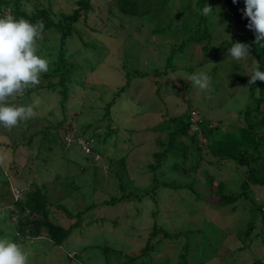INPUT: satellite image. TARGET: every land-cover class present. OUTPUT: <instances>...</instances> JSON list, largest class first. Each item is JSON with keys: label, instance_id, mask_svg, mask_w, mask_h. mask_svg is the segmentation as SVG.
Masks as SVG:
<instances>
[{"label": "rangeland", "instance_id": "rangeland-1", "mask_svg": "<svg viewBox=\"0 0 264 264\" xmlns=\"http://www.w3.org/2000/svg\"><path fill=\"white\" fill-rule=\"evenodd\" d=\"M76 1L21 0V9L27 15L44 9L55 23L72 13ZM197 1L141 0L142 15L125 17L110 8L111 0H90V11L79 16L64 43L63 60L71 70L64 76L62 104L56 92L61 89L55 72L58 38L54 29L40 36L37 54L50 61L49 71L37 86L9 98L14 105H33L37 115L10 131L0 126V238L22 245L29 264H185L184 256L186 264L264 262V188L226 178L230 172L242 174L244 167L211 170L200 176L205 178L195 169V180H158L154 173L164 176L166 167L156 168L154 160L149 167L151 151L167 149L171 138H176L172 151L203 159L211 140L233 132L234 122L243 125L238 117L254 105L248 75L255 56L234 60L227 43L254 32L228 22L226 1L205 0L214 11L207 17ZM204 29L209 38L200 42L208 44L202 50L194 38ZM133 71L142 76L132 78ZM196 71L211 76L210 90L190 82ZM47 81L53 91L44 87ZM192 110L204 120L200 134L189 124L180 127ZM259 117L253 112L250 120ZM167 127L174 137L166 136ZM260 137L264 154V134ZM77 141L99 159L83 154ZM130 149L134 155L141 152L138 179L125 167ZM170 158L175 156L165 161ZM193 167L182 162L173 170L183 176ZM34 187L45 191L48 202L76 215L60 221L62 229L74 224L59 245L14 235L11 203ZM219 193L237 200L211 204Z\"/></svg>", "mask_w": 264, "mask_h": 264}, {"label": "trees", "instance_id": "trees-1", "mask_svg": "<svg viewBox=\"0 0 264 264\" xmlns=\"http://www.w3.org/2000/svg\"><path fill=\"white\" fill-rule=\"evenodd\" d=\"M224 1H226L228 5V22L234 25H247L248 18L243 15V9L245 6L244 0H237L235 4H233L232 0ZM204 3L205 0L197 1L200 12L204 7ZM21 4V0H0V18H5L11 15L14 19L24 18L33 24L41 22L43 24V32L41 33V37L46 32L52 29L55 30V36L58 38V50L56 58L60 63L59 70L55 71L58 74V80L56 83L61 88L56 92L59 94L60 103L62 104L66 99L67 91L64 76H67L71 70V66L63 60L64 43L66 38L72 32V25L77 21L79 16L87 11H90L91 2L90 0H77L75 4L76 8L72 11V13L70 15H60V18L55 23L49 18L46 10L38 9L34 13L27 15L21 9ZM110 6V8L116 9L121 15L125 17H137L142 15L141 0H111ZM207 38H209V33L206 29H204V31L194 38V40L197 43H200L202 40H206ZM254 39V34L235 35L227 43L232 44L235 42H242L249 44L251 46L250 55L255 56V60L260 64V70L264 71V48H258V46L253 43ZM207 46H202L201 49L205 50L207 49ZM133 73V76H131L132 78L142 76V74L139 72L133 71ZM156 75L157 73H155V76ZM42 77L46 80L49 79L48 74H45V76ZM44 87L50 89V91L55 89V86L50 82H48ZM252 90L256 91V97L253 96V92L250 93V96L254 97V107L244 112L245 117L248 118L245 119V126L236 127L233 132L227 131L217 134L206 146V149L208 154L215 159L234 162L241 167H245L246 173L244 183L264 188V156L259 149L262 144V139L260 134L255 133V128H257L260 124H264V117L254 121L250 120L249 118L253 112L258 111L260 104L264 102V82L259 80L256 81V83L252 85L251 91ZM25 91L27 92V90ZM188 114L189 112L185 116L186 119ZM62 122L63 121H60L56 124L60 125ZM157 127H159V125L155 126L152 130L157 131ZM180 127L181 129L183 127V130L184 128L188 129L187 121L186 123L182 122ZM109 136V134L103 136V139L108 138ZM161 145L164 146L163 144ZM172 145H174V142L169 140V146L167 149L153 154L156 160L155 162H157L156 164H158L160 160H162L165 156L167 157L169 154L172 156L179 154L178 151H172ZM85 146L89 150L88 154L85 155L93 159L95 153L91 152L88 144H85ZM157 155L160 157L158 158ZM162 186L171 187L165 183H163ZM44 192L45 191L41 187H34L33 189H28L23 192L22 198L15 199L11 203V207L8 212L11 218V227L15 233V236H18L19 238L22 237L23 239L32 240L34 238L42 237L48 239L54 245H59L61 241L69 236L72 225L74 224L72 223L69 225L67 229H62L60 221L62 219L72 220L76 215L69 213L58 202H48L45 199ZM145 193H147V191ZM127 196H129V194ZM217 196V201L211 204L225 206L232 204L237 200L236 196L233 195L219 193ZM112 201L113 198L108 202L110 203ZM152 233H154V230H152ZM165 237L168 238V236ZM145 249L146 248L142 250ZM186 249H184V251ZM186 257L184 256L182 258L185 259ZM255 264H264V262H255Z\"/></svg>", "mask_w": 264, "mask_h": 264}, {"label": "clouds", "instance_id": "clouds-1", "mask_svg": "<svg viewBox=\"0 0 264 264\" xmlns=\"http://www.w3.org/2000/svg\"><path fill=\"white\" fill-rule=\"evenodd\" d=\"M232 2L235 4L237 0ZM244 5L243 15L248 18L247 27L255 35L253 43L258 48H264V0H244ZM213 12L208 4L201 9L205 17ZM42 32L41 22L33 24L24 18L14 19L11 15L0 18V126L9 131L37 115L33 105H14L9 103V98L37 86L41 74L49 71L50 61L37 54ZM250 47L242 42L232 43L228 49L229 56L237 61L248 59ZM248 76L249 85L258 80L264 82V71L260 70L258 61ZM189 80L201 91L210 90L211 76L205 72L196 71ZM95 156L99 159L95 154L94 162L97 160ZM0 264H29V255L22 245L8 238H0Z\"/></svg>", "mask_w": 264, "mask_h": 264}, {"label": "crops", "instance_id": "crops-1", "mask_svg": "<svg viewBox=\"0 0 264 264\" xmlns=\"http://www.w3.org/2000/svg\"><path fill=\"white\" fill-rule=\"evenodd\" d=\"M198 46L201 47V44L198 43ZM212 69H213V67H212ZM251 92H253V96L256 97V91L255 90H252V91L250 90L249 91V96H250V93ZM254 97H251L250 96V99H252L253 103H254V100H253ZM253 107H254V105L252 106V108ZM257 112L256 113L260 116L259 118L264 117V102L260 104L259 109H258ZM239 115H241V114H239ZM239 117H238L237 122L238 121H242L243 122V125L242 124H235L236 122H234V125H235L234 127H244L245 126V122H246L245 119H248V118L245 117V113L243 115L239 116ZM249 118H250V116H249ZM212 120L213 121H216L215 119H212ZM167 126H173V124L172 123H168ZM154 127L155 126H153L151 129H153ZM167 128L168 129L166 130V132H167V135L166 136L174 137V134L170 131L171 128L170 129H169V127H167ZM263 132H264V128H262L260 125L255 130V133L256 134L263 135L264 134ZM171 141L175 143L176 138H173V139L171 138ZM132 145H134V144H132ZM184 147H186V146H184ZM160 149L161 150H164V147H160ZM130 150L133 151V153L131 155V159L128 160L129 157H125L127 159V160H125V158H124V160L127 161L128 163L130 162V164L129 165H126L125 167L131 170L130 173L132 174L133 177H135V179L136 178L138 179V178H141L140 177V175H141V167H140V164L141 163L138 161L139 160L138 157L141 158V152H139L140 154L138 156V155H134L135 151L133 149H130ZM161 150H159V148H158L155 151H151V153L153 152V154H155V153H158ZM203 153H204L203 154V159L200 158V156L199 157H196L194 159V157H192V155H193L192 152H188L187 154L184 153V152H181L180 155H181L182 158L180 156H175V158H170V160H168V161H165L166 160V156H165L155 166H156V168H161V169H163V168L166 167V169H167L166 174L164 176H159L156 173H154V174L158 177V180L161 177H164L165 178L164 180H188V179L189 180H195V179H199V178H205V177H200V176L201 175H205L206 173H209L211 170H214L215 171L217 169L218 170L217 172L219 173V172H223V170L225 168L226 169H228V168L232 169V168L236 167L238 169H241L240 168L241 166L235 164L234 162H230V161H226V160H218V159H215V158L211 157L208 154L206 147H205V150L203 151ZM178 157L181 158V162H180L179 166H182V162L187 163V165H189V166L194 165V167L191 169V170H193L192 173L185 172V174L183 176H180V175L177 174L176 170H173L174 168L179 167L178 165H176V163H177V160L176 159ZM153 160L156 161L154 156L151 157V160L149 159V164L151 163L149 165V167L153 164ZM122 161H120V162H122ZM155 163H157V162H155ZM163 164H165L166 166H163ZM153 166L154 165H152V167ZM168 168H169V170H168ZM195 169H197V170L200 171L199 176L194 173V170ZM245 173H246V168L242 171V174L240 173L239 175H235L232 172H230V173L226 174L227 175L226 178L229 177V180H245ZM196 175L199 178H197ZM216 177H219V176L217 175ZM214 180H217V179H214ZM113 182L115 183V181H113ZM178 194L181 195L182 192H179L178 191ZM14 235H15V233H14ZM26 240H28V239H26ZM28 242H30V241H28ZM186 258H185V264L187 262L186 261Z\"/></svg>", "mask_w": 264, "mask_h": 264}, {"label": "built area", "instance_id": "built-area-1", "mask_svg": "<svg viewBox=\"0 0 264 264\" xmlns=\"http://www.w3.org/2000/svg\"><path fill=\"white\" fill-rule=\"evenodd\" d=\"M186 121H187V124H189L190 126L189 128L193 133L200 134L201 131L206 129L205 125H204L205 127L201 129V127H203L202 125L204 123V120L198 115V112L195 110H192L191 112H189ZM66 142L69 143L70 142L69 139L66 140ZM77 144L81 146V151L84 154H88L89 150L87 149L85 144L81 143L80 141H77ZM94 159H97V156H95ZM262 207L264 206L262 205Z\"/></svg>", "mask_w": 264, "mask_h": 264}]
</instances>
